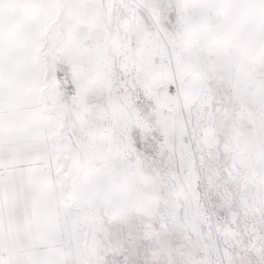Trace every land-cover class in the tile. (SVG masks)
<instances>
[{
    "label": "rangeland",
    "instance_id": "1",
    "mask_svg": "<svg viewBox=\"0 0 264 264\" xmlns=\"http://www.w3.org/2000/svg\"><path fill=\"white\" fill-rule=\"evenodd\" d=\"M171 2L145 22L128 0H0L20 246L48 230L68 264H264V0Z\"/></svg>",
    "mask_w": 264,
    "mask_h": 264
},
{
    "label": "crops",
    "instance_id": "2",
    "mask_svg": "<svg viewBox=\"0 0 264 264\" xmlns=\"http://www.w3.org/2000/svg\"><path fill=\"white\" fill-rule=\"evenodd\" d=\"M6 189V185L0 184V253L6 251L9 257L0 259V264H32L34 259L32 252L38 248L40 249L37 251V264H68V255L64 247L46 244L47 236L44 234H47L48 230L33 237L35 245L20 246L32 239L28 235L22 236L21 229L14 225L15 217H11L7 210Z\"/></svg>",
    "mask_w": 264,
    "mask_h": 264
},
{
    "label": "snow or ice",
    "instance_id": "3",
    "mask_svg": "<svg viewBox=\"0 0 264 264\" xmlns=\"http://www.w3.org/2000/svg\"><path fill=\"white\" fill-rule=\"evenodd\" d=\"M128 7L133 13L134 18H139L145 22L150 21L156 15L164 14L165 11H167L168 20H172L171 10L173 5L171 0H128ZM71 87L72 86L69 84V91ZM126 119L127 118L121 119V125L126 122ZM129 137L138 150L143 152H150L152 150V144L144 141L135 129L131 130ZM2 176L3 172L0 171V178H2Z\"/></svg>",
    "mask_w": 264,
    "mask_h": 264
},
{
    "label": "built area",
    "instance_id": "4",
    "mask_svg": "<svg viewBox=\"0 0 264 264\" xmlns=\"http://www.w3.org/2000/svg\"><path fill=\"white\" fill-rule=\"evenodd\" d=\"M9 257V253L4 251V253H0V259H6Z\"/></svg>",
    "mask_w": 264,
    "mask_h": 264
},
{
    "label": "bare ground",
    "instance_id": "5",
    "mask_svg": "<svg viewBox=\"0 0 264 264\" xmlns=\"http://www.w3.org/2000/svg\"><path fill=\"white\" fill-rule=\"evenodd\" d=\"M1 253H4V251H2Z\"/></svg>",
    "mask_w": 264,
    "mask_h": 264
}]
</instances>
